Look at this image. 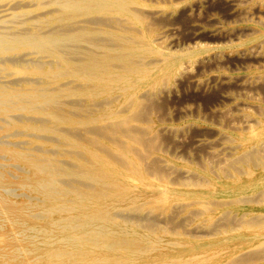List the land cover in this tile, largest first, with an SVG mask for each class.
<instances>
[{"label": "bare ground", "instance_id": "6f19581e", "mask_svg": "<svg viewBox=\"0 0 264 264\" xmlns=\"http://www.w3.org/2000/svg\"><path fill=\"white\" fill-rule=\"evenodd\" d=\"M238 1L0 0V264H264V103L240 102L245 125L214 130L227 157L205 170L163 154L183 126L159 121L210 51L264 57V28L254 55L238 49L249 42L170 46L194 6L241 15ZM204 35L223 33L194 25ZM210 78L264 89V72Z\"/></svg>", "mask_w": 264, "mask_h": 264}, {"label": "rangeland", "instance_id": "374dc122", "mask_svg": "<svg viewBox=\"0 0 264 264\" xmlns=\"http://www.w3.org/2000/svg\"><path fill=\"white\" fill-rule=\"evenodd\" d=\"M145 1L148 4H151V5L158 7V6L170 5L171 2H173L175 4V3L180 2L181 0H175V1L174 0H145ZM239 1H238V4L239 5L241 4V6H243L244 9H247V11L241 15L233 14L232 9L229 6V4H225V5H227L226 8H225L224 4L223 5L222 4H211V2L210 3H203L202 2L199 5H197L196 7L194 6L193 7L194 9L190 10L189 14L186 15L188 18L185 16V19H182L181 21H177L174 23L173 28L176 30L174 31V29H173V31H170L171 33L174 32L173 35H171L170 32H169L170 34L168 33L167 39H169V42H170V40L172 42L170 46H172L176 50L185 51V49L188 50L190 48L195 47L198 43L209 44L210 46H223V47H225V46H236V45L240 44L241 42H249L246 45H244L242 48H238V49L241 50L240 52H245L247 54H252V55L256 54L258 52L257 51L258 48L255 47L257 44L254 43V41L250 43V40L254 39V37L256 35H258V33L255 32V30H259V29L264 28V13L254 12V10L250 8V6H251L250 0H248V1L247 0H241V2H239ZM207 4H208V6H207ZM218 5H219V7H218ZM209 7H211V8H209ZM196 8H197V10H196ZM208 8L210 9L209 12H208ZM206 10H207V12H206ZM193 11H195L194 14H193ZM224 13H225V15H223ZM248 13H252V14L248 16ZM190 14L192 15V17ZM193 15H196V16L193 17ZM196 17H197V19H196ZM212 20H214V21H212ZM187 21H189V22H187ZM182 24H184V25H182ZM194 25H198L202 29H206V30L214 29L219 33H223V36L220 37L219 39L217 38L218 40L217 39L214 40L213 38L210 39V37L206 36V35H204L198 39H193L192 34L194 32ZM231 27H238L239 29L236 32H234L233 34H229V35L225 36L224 35L225 31ZM248 27H254L255 29L254 30L249 29ZM177 28L178 29L183 28V30L184 29L185 30H184V32L181 29H179L180 31H178ZM191 28H193V29H191ZM241 31H244L243 34ZM250 31H252V32H250ZM232 35H234V37ZM176 37H178V38H176ZM173 38H174V40H173ZM222 38H224V40ZM175 39H177V40H175ZM263 45H264V43H263ZM233 49L236 50V47ZM251 49H253V50H251ZM228 50L229 49L227 47V48H222V49L220 48L216 51L215 50L210 51L209 53L213 55L211 57L212 59H208V61L203 63L204 65L202 64V66L200 64L201 67L199 66V64H197L196 68L198 67L197 68L198 71L196 70V68H193V70H192V72L194 73L193 74L194 76L192 75V72H191V75L189 76L188 80L184 81L185 83L187 82L186 84L184 82L178 83L176 85L175 89L173 90L174 93L171 92L169 95L165 96L166 98H164V101H165L164 105L166 107L165 109H167V110L165 111L166 114L164 112L165 115L162 114L163 116L159 117L160 123L161 124H171L172 123L171 125H174V126H183V129L176 134H172L173 139L170 136V134L168 135L169 140L167 138V141L164 144L163 154L171 157L175 162H178V163L183 164V165L188 166V167H192L196 170H205L207 168L210 169L211 167L213 168L219 164L218 161L221 162L222 158H223V160L226 159V157H227L226 153L220 152V154H219V151H218L219 146L217 145V142L214 143V141H216V137H217L216 136L217 134H215L214 130L216 128H222V129H225L228 131H233L236 129V127L241 128L242 126L245 125V119L241 118V117H240L241 119H239V116L242 112V109H245L243 107V105L246 107V105L243 104L242 101L264 103V101L262 100V99H264V89L254 88V87L251 88V86H248V85L242 86V85H240L241 80H238L239 82H237V83L234 81L233 82L234 85L232 83L229 86H223V85H221V83L218 80H213L212 78H210V76L214 73H226L229 75L237 76V75H241V74L249 73V72L250 73L264 72V57L262 59H256L253 56H252L253 57L252 58L251 55H246V56H244V58H241V59H233V58L228 57V54H229ZM216 54H217V57L215 59L214 56ZM222 54H223V56L221 57ZM253 59L254 60L256 59V62L255 61L253 62L252 61ZM212 60H215V61H212ZM223 60H224V62H226L225 64L223 63ZM221 62L223 63V64H221L222 66L220 65ZM212 64L214 66H211ZM205 65H208V67ZM230 65L232 66V68ZM195 70L197 71L196 75H195ZM202 71H203V73H202ZM197 78L206 79V80H204L205 83H203V85L199 89L196 87L195 83L193 82V80H195ZM209 82H211V83H209ZM192 83H193V85H192ZM230 86H232V87H230ZM217 87L219 89H217ZM191 88L193 91L191 90ZM211 88L213 90H211ZM235 91H236V93L238 92L237 93L238 95H236ZM260 91H262V92H260ZM189 92H191V93L188 94ZM194 92H195V95H194ZM205 92H206V94H205ZM213 92H217V93H215V95H214ZM176 93H177V96H176ZM218 94H222L224 96H230L231 99L227 100L226 98L225 99L221 98L220 95L216 97V95H218ZM241 94H243V95H241ZM171 96L175 99H173ZM249 96L251 98H249ZM255 96H257V97H255ZM191 98H196V99H191ZM199 98H200V100H199ZM216 98H218V99H216ZM166 99H168L170 102L166 101ZM184 99H186V100H184ZM203 99L205 101H203ZM176 100L177 101L180 100V101H178L179 103ZM193 100H195V101H193ZM174 101H176V102H174ZM240 102L243 105H240ZM228 109H230V110H228ZM222 110H226L227 113L225 111H222ZM216 112H218L217 115H219V116L215 115ZM212 113L214 115H212ZM219 113L221 114V116ZM165 116L168 117L169 119H167ZM223 117L224 118L228 117V118L224 119ZM231 117H234V118L236 117V119L238 120V123H237L236 119H234V118L231 119ZM229 118L231 121H229ZM242 119H244V120L242 121ZM215 121H218V123H216ZM229 122H230V125H229ZM224 123H225V125H223ZM234 126H236V127L234 128ZM202 128H204V129H202ZM208 129L209 130L211 129V131H208ZM212 130H213V132H212ZM190 132H191V135L189 136ZM205 133H207V134H205ZM187 134L189 137L187 136ZM198 134H201L202 136H198ZM207 135H210V136H207ZM168 136H166V137H168ZM190 137H192V140ZM196 139H199V140L197 141ZM170 140L171 141L175 140V141L171 142ZM176 141L178 142L177 144L179 145V147L176 144ZM194 143H195V145H194ZM201 143H202V145H201ZM203 143L206 146L203 145ZM207 143L209 146H207ZM165 145L166 146L168 145L167 148H165ZM172 145L174 148H172ZM196 145H197V147H195ZM175 146H177V147L175 148ZM181 146L184 147V149ZM202 146H204L205 148H203ZM200 147L203 149H201ZM194 148L196 150L200 148L201 151L199 149V150H197V152H198L197 153ZM170 150H171V152H169ZM177 151L179 153H177ZM206 152L207 153L209 152V153L206 154ZM171 153H172V155H171ZM194 153L196 154V157H194L195 156ZM203 153L205 154V156ZM217 154L219 156H216V158H215L214 155H217ZM197 157H198V159H197ZM211 157H214L215 159H218V160L216 161L214 158L210 159ZM213 159H214V162H213ZM197 161H199V162H197ZM209 162H210V166H209ZM201 163H203V165H201Z\"/></svg>", "mask_w": 264, "mask_h": 264}]
</instances>
